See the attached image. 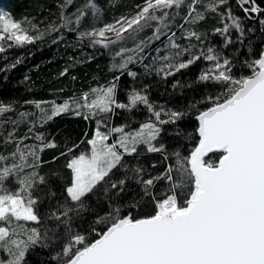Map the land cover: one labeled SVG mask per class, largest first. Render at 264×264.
I'll return each mask as SVG.
<instances>
[{"label": "snow or ice", "instance_id": "obj_1", "mask_svg": "<svg viewBox=\"0 0 264 264\" xmlns=\"http://www.w3.org/2000/svg\"><path fill=\"white\" fill-rule=\"evenodd\" d=\"M72 3L73 0H65L61 5V18L67 24L72 20L63 10ZM198 3L200 0H192L189 4L186 23L204 19L195 8ZM236 3L249 19L264 13L256 0H236ZM183 4L184 0H143L130 17H120L102 27L81 31L79 35L93 45L106 47L108 43L124 39L130 30L139 32L151 22L163 23L169 17L168 10ZM227 5L229 0H210L205 6L206 10L220 15L222 21H230L214 30L213 34L221 37L219 47L205 46V34L188 31L186 39H195L199 47L191 45L181 49L169 37L175 51L160 57L159 67L145 65L146 70L167 80L203 61L205 66L194 81L175 80L172 88L204 84L218 89L215 94L174 109L153 102L144 86L139 90L132 88L126 102H121L117 98L118 75L108 86L84 93L82 103L73 98L77 109L74 114L95 120L97 127L93 138L86 141L90 146L88 152L74 154L79 148L77 144L61 153L72 154L66 164L71 171L64 189L66 197L54 206L50 203L43 213L40 205L46 197H55L56 192L50 187L45 192L42 187L48 186V180L38 171L43 163L40 153L56 144L46 141L43 132L29 134L55 116L70 111L69 103L55 105L53 102L51 115L41 108L40 102H35L39 115L19 113L21 118L33 116L35 119L22 138H15V127L8 132L5 143L15 142L16 150L8 155L0 153V253L4 254L0 256V264H26V253L35 246L51 248V260L55 264H264V47L252 55L249 43L247 54L241 57L246 31L242 18L233 14L231 7L220 11ZM87 7L95 9L92 0ZM77 11L79 15L75 19L79 24L87 13ZM259 22L264 26V19ZM49 27L54 29L52 25ZM160 34L158 27L155 39H160ZM38 38L27 34L20 23L0 9V41L23 46ZM234 44L239 47L231 55L226 54L225 50ZM136 50L143 51V48L138 45ZM4 51L5 47L0 46V52ZM131 62L133 57L128 56L119 65L121 74ZM127 75L135 80L138 74L127 71ZM89 96L93 98L89 100ZM141 105L149 115L137 129L126 131L128 124L109 126L117 110L131 113ZM12 111V105L0 103V116ZM191 115L198 122L196 146L187 156L178 149L169 153L161 140L164 126L178 125ZM11 123L16 126L19 122L12 120ZM113 134L119 135L109 143ZM183 134L177 127L175 135ZM187 136L191 138V133ZM33 138L40 143L24 144ZM146 153H160L163 161L174 157L175 164L168 163L162 171L148 173L139 160ZM216 153H220L218 161L209 156ZM126 156H135L136 164L129 165ZM151 167L155 169L157 165L153 163ZM117 172L122 175L117 177ZM160 182L166 187L158 196L155 189ZM134 186L139 188L138 192ZM99 194L107 199L109 210L103 215L96 214L92 223L106 228L100 231L91 228L98 238L90 240L76 230L78 225L74 221L90 210L87 201ZM145 196L154 203L151 214L142 217L131 212L124 214L125 204L135 208L136 198L142 200ZM13 221L17 222L16 227L12 226ZM20 221L43 224L44 228L42 231L38 227L25 228ZM48 221L52 222L51 226ZM17 228L23 229L26 239L19 238L21 233Z\"/></svg>", "mask_w": 264, "mask_h": 264}, {"label": "trees", "instance_id": "obj_2", "mask_svg": "<svg viewBox=\"0 0 264 264\" xmlns=\"http://www.w3.org/2000/svg\"><path fill=\"white\" fill-rule=\"evenodd\" d=\"M209 2L210 0H200V3L195 5L197 12L204 15L203 20L195 23H186L185 21L191 3V0H186L178 10L174 11L175 7L168 10L169 17L163 23L154 21L139 32H131L130 30L129 33H126L125 36L131 35L129 45L133 44L132 46L136 47L128 52L123 51V55H134V58L133 62L128 64L127 70L121 74L118 68L112 67L118 43H111L106 47L93 45L87 38H81L79 33L98 28L120 17H130L137 11L136 6L143 4V0H92L95 9L87 7L89 0H73V3L63 10L64 14L71 18V24H67L61 18V5L65 3V0H6L5 8L12 19L20 23L27 34L39 38L34 39L31 44L23 46L13 44L12 47H8L3 44L5 51L0 52V103L10 104L14 108V111L0 116V153L8 155L16 150L15 142L5 143L7 133L13 131L15 127L16 139L25 136L35 117L21 118L19 113L27 112L39 115L40 109L36 107L35 102H40L41 108L44 109L45 107L47 113L51 115L52 102L70 98H72L71 100L73 98L79 100L84 93L89 92L93 87L114 82V77L118 75L120 79L117 82V98L121 102H126V95L132 88L139 90L144 86H147L148 95L153 102L174 109L184 108L189 102L199 100L208 94H215L218 89L204 84H194L192 88H172V83L175 80H180L182 83L194 81L200 69L205 66L203 61L197 62V64L182 70L175 77H169L167 80L156 75L154 71H148L145 68V65L159 67L160 57L175 51L170 45L168 46L169 51L162 50L160 47V42L168 40L169 37L179 44L181 49L191 45L199 47L200 45L195 39H186L188 31L205 34V46L219 47L221 37L214 35V30L223 27L224 23H230V21H222L221 16L216 12L206 10L205 6ZM256 3L264 9V0H256ZM226 7H231L233 14L242 18L246 31V39L240 53L241 57L247 54L249 43L252 47V55H256L261 47H264V31H261L264 26L259 22L264 19V13L254 14L253 18L249 19L237 6L236 0H229V5L222 6L220 11H225ZM78 9L87 13L79 24L76 23L75 19L79 15ZM33 25L36 27L33 28ZM50 25L54 26V29L50 28ZM158 27L161 28V34L160 39L157 40L154 33ZM248 29L253 31L248 32ZM172 33H175V36H172ZM235 35L236 33L233 32L234 37ZM138 45L143 48V51L136 50ZM237 47L239 45L230 46L229 49L225 50L226 54L231 55L233 49ZM133 50L136 51L132 52ZM65 70H67L66 73ZM127 71L136 72L137 78L133 80L127 75ZM243 71L247 74L246 69ZM62 73L65 74L62 75ZM148 115L147 110L142 105L131 113L117 110V114L109 121V126L128 124L130 127L126 131H131L137 129L148 118ZM12 120L19 123L13 126ZM197 123L194 115H191L179 122L178 125L164 126L165 131L161 133V140L167 146L169 153L178 149L182 155L187 156L191 152L198 142V136L195 133ZM177 127L184 133L179 137L175 135ZM95 129V120H85L82 115L77 116L72 112H64L55 116L42 128L34 129V132L29 134L34 136L36 131L43 132L46 141H54L56 144V147L46 148L40 153L43 163L38 171L48 180V186L42 187L45 192L48 191L49 187L56 192L55 197L45 198L40 205L41 213L49 207L50 203L54 206L56 201L63 202L66 197L64 189L71 178V171L66 167V164L72 154L61 155V153H66L69 147L77 144L79 148L75 149L74 154L77 155L82 152L87 146L86 141L93 137ZM86 133L87 135H85ZM188 133H191V138H188ZM81 141H85V143H81ZM38 143L40 142L34 138L24 141V144ZM23 147L22 144L21 148ZM219 155L220 153H216L209 156L214 161H218ZM139 160L147 168L148 173L152 174L162 171L168 163L175 164L174 157H170L168 161H163L160 153H146L139 157ZM125 161L129 165H135L137 158L126 156ZM153 163L157 165L155 169L151 167ZM116 175L120 177L122 172H117ZM134 187L138 192L139 188ZM165 187L164 182L157 185L155 191L158 196ZM132 195L133 193L130 192L129 197ZM136 199L138 202L135 208L125 204L124 214L131 212L137 217H142L153 212L154 203L150 197L145 196L142 200L139 197ZM87 203L90 210L82 213V218H77L74 223L78 225L76 230L86 234L91 240L98 238L95 233L91 232V228H96L97 231L106 228L105 225L94 224L92 221L96 214L103 215L109 208L107 199L103 194L92 196ZM47 224L51 226L52 222L48 221ZM26 225L30 228L38 227L41 231L44 228L43 224L37 225L33 222ZM85 229H88V232H84ZM52 254L51 248L45 249L35 246L26 253V264H55L51 260ZM3 255L0 253V256Z\"/></svg>", "mask_w": 264, "mask_h": 264}, {"label": "rangeland", "instance_id": "obj_3", "mask_svg": "<svg viewBox=\"0 0 264 264\" xmlns=\"http://www.w3.org/2000/svg\"><path fill=\"white\" fill-rule=\"evenodd\" d=\"M184 1H186V0H184ZM5 3H6V0H0V9H2V10H4L6 13H8L9 14V12L6 10V8H5ZM191 3H192V0H191ZM190 3V4H191ZM176 10H178V8H174V11H176ZM11 16V15H10ZM12 18V17H11ZM16 22V21H15ZM114 21H112V22H109V23H113ZM105 24H107V23H105ZM104 25V24H103ZM102 25V26H103ZM102 26H100V27H102ZM109 36H113V34H111V33H109L108 34ZM131 35H127V36H125V38L124 39H122V40H117V41H115V42H113V44L114 43H118V49L115 51V54H114V59H113V63H112V67H115V68H118L119 69V65L121 64V63H123V61H124V59H126L128 56L127 55H123V51H126V52H128V51H130V50H132L133 49V47H136V46H132V45H129L130 44V42H131V37H130ZM113 39H114V37H113ZM9 43H13V42H4V41H0V46H3V44H6L7 46H8V44ZM161 43V45H160V47H161V49L162 50H165V51H169L168 50V46L170 45V42H169V39L168 40H165V41H162V42H160ZM14 44V43H13ZM109 44H111V43H108L107 44V46L109 45ZM130 47H129V46ZM132 46V47H131ZM159 46V45H158ZM123 50V51H122ZM125 52V53H126ZM132 52H134V51H132ZM118 53H119V55H118ZM136 53V52H135ZM133 58H134V55L132 56ZM119 58V59H118ZM112 82H110V83H108V84H101V85H99V86H95V87H93L92 89H94V88H100V87H106V86H108L109 84H111ZM90 92V91H89ZM83 96V95H82ZM93 97L92 96H89V100H91ZM72 98H70V99H67V100H61V101H56L55 102V105H61V104H63V103H65V102H68L69 103V108H70V111H68V112H72V113H74L77 109H76V105L74 104V103H72V100H71ZM77 101H79V102H83L81 99H79V100H77ZM52 107H53V102H52V105H51ZM44 109H45V107H44ZM83 111H87V109H84ZM97 127V126H96ZM96 130V129H95ZM101 130L102 131H104L105 129L102 127L101 128ZM95 133V132H94ZM119 134H113L112 135V137L110 138V140H109V143H111L112 142V139H115L117 136H118ZM94 136V135H93ZM93 138V137H92ZM91 138V139H92ZM89 148H90V146L89 145H87L86 147H85V149L82 151V152H88L89 151ZM79 154V153H78ZM77 154V155H78ZM27 223H29V222H25V221H20L19 222V224H22V225H24V227L25 228H30L29 226H30V224H29V226L28 225H26ZM12 226L13 227H16V224H15V222L13 221V224H12ZM17 232H19V233H21V235L19 236V238L20 239H26V235H24L23 234V229L22 228H17Z\"/></svg>", "mask_w": 264, "mask_h": 264}, {"label": "water", "instance_id": "obj_4", "mask_svg": "<svg viewBox=\"0 0 264 264\" xmlns=\"http://www.w3.org/2000/svg\"><path fill=\"white\" fill-rule=\"evenodd\" d=\"M210 155V154H209ZM207 157H205V159H206Z\"/></svg>", "mask_w": 264, "mask_h": 264}]
</instances>
